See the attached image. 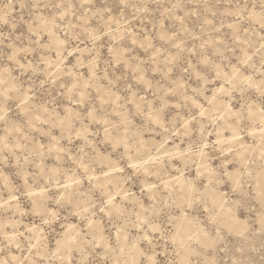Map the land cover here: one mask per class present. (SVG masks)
Returning a JSON list of instances; mask_svg holds the SVG:
<instances>
[{
  "label": "clouds",
  "instance_id": "clouds-1",
  "mask_svg": "<svg viewBox=\"0 0 264 264\" xmlns=\"http://www.w3.org/2000/svg\"><path fill=\"white\" fill-rule=\"evenodd\" d=\"M0 264H264V0H0Z\"/></svg>",
  "mask_w": 264,
  "mask_h": 264
}]
</instances>
